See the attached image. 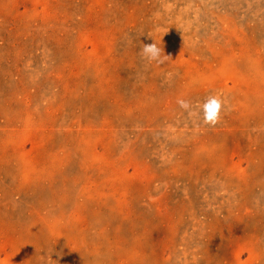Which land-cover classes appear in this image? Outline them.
Returning a JSON list of instances; mask_svg holds the SVG:
<instances>
[{
    "label": "rangeland",
    "instance_id": "obj_1",
    "mask_svg": "<svg viewBox=\"0 0 264 264\" xmlns=\"http://www.w3.org/2000/svg\"><path fill=\"white\" fill-rule=\"evenodd\" d=\"M0 264H264V0H0Z\"/></svg>",
    "mask_w": 264,
    "mask_h": 264
},
{
    "label": "clouds",
    "instance_id": "obj_2",
    "mask_svg": "<svg viewBox=\"0 0 264 264\" xmlns=\"http://www.w3.org/2000/svg\"><path fill=\"white\" fill-rule=\"evenodd\" d=\"M143 55L149 62L156 61L162 63L166 56L163 54V50L157 46L156 43L145 44L141 49ZM178 103L181 107H188L186 101L179 100ZM221 108L220 100L217 97H210L204 105V119L208 123H215L219 118V112Z\"/></svg>",
    "mask_w": 264,
    "mask_h": 264
},
{
    "label": "bare ground",
    "instance_id": "obj_3",
    "mask_svg": "<svg viewBox=\"0 0 264 264\" xmlns=\"http://www.w3.org/2000/svg\"><path fill=\"white\" fill-rule=\"evenodd\" d=\"M157 3H158V2H157ZM256 15H257V14H256ZM261 17H262V16H261ZM248 22H249V21H248ZM262 22H263V21H262ZM222 34H223V33H222ZM202 55H203V54H202ZM209 56H210V54H209ZM237 69H238V68H237ZM139 73H140V72H139ZM235 78H236V77H235ZM130 82H131V81H130ZM245 84H246V83H245ZM254 140H255V139H254ZM254 142H255V141H254ZM125 147H126V146H125ZM128 147H129V146H128ZM123 150H124V149H123ZM121 151H122V150H121ZM32 160H33V159H32ZM61 160H62V159H61ZM111 160H112V159H111ZM93 161H94V160H93ZM93 161H92V162H93ZM81 174H82V173H81ZM81 174H80V175H81ZM247 174H248V172H247ZM80 175H79V176H80ZM92 175H93V174H92ZM80 177L82 178V176H80ZM77 178H78V177H77ZM111 179H112V178H111ZM83 188H84V187H83ZM83 190H84V189H83ZM165 193H166V192H165ZM101 199H102V198H101ZM151 222H152V221H151ZM157 226H158V224H157ZM157 248H158V247H157ZM185 251H186V250H185ZM12 257H13V256H12ZM54 258H55V257H54ZM48 259H49V258H48ZM55 259H56V258H55ZM8 260H9V259H8ZM10 260H11V259H10Z\"/></svg>",
    "mask_w": 264,
    "mask_h": 264
}]
</instances>
